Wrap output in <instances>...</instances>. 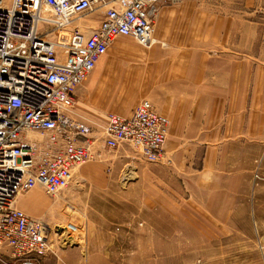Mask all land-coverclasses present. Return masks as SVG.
Masks as SVG:
<instances>
[{
	"label": "crops",
	"instance_id": "1",
	"mask_svg": "<svg viewBox=\"0 0 264 264\" xmlns=\"http://www.w3.org/2000/svg\"><path fill=\"white\" fill-rule=\"evenodd\" d=\"M10 1L0 0V5ZM233 4L255 12L264 9V0L160 4L154 19L157 42L142 51L130 37L116 39L75 88L72 116L101 141L107 114L128 117L139 101H149L169 121L164 150L171 158L156 164L173 169L181 192L207 190L199 207H212L217 217L234 221L247 217L248 225L254 222L264 231V210L257 208L264 199L257 186L264 176L256 178L257 148L264 153V142L257 138L264 111L256 112L257 103L264 104V64L250 57L256 54L254 34L251 46H242L249 26L232 12ZM71 31L58 36L67 39ZM196 152L203 153L201 160L194 158ZM157 180L164 192L151 193L152 199L161 208H174L176 194ZM203 183L206 188H200ZM242 184L247 191L240 190ZM19 196L16 206L27 211L32 205L20 202Z\"/></svg>",
	"mask_w": 264,
	"mask_h": 264
},
{
	"label": "built area",
	"instance_id": "2",
	"mask_svg": "<svg viewBox=\"0 0 264 264\" xmlns=\"http://www.w3.org/2000/svg\"><path fill=\"white\" fill-rule=\"evenodd\" d=\"M183 1L11 0L0 5V262L35 264L49 250V226L19 209L17 197L34 188L58 196L79 166L101 158L95 147L100 139L72 116L75 88L116 39L130 37L143 48L155 44L159 5ZM68 28L67 39L58 36ZM168 126V119L143 100L128 117L107 114L102 147L114 151L127 144L147 161L161 163Z\"/></svg>",
	"mask_w": 264,
	"mask_h": 264
},
{
	"label": "rangeland",
	"instance_id": "3",
	"mask_svg": "<svg viewBox=\"0 0 264 264\" xmlns=\"http://www.w3.org/2000/svg\"><path fill=\"white\" fill-rule=\"evenodd\" d=\"M231 10L249 26L242 46L250 47L254 34L256 54L250 57L256 64H264V9L255 12L233 4ZM263 111L264 104L257 103L256 112ZM262 128L257 138L264 142ZM95 145L101 158L76 169L71 184L60 195L49 196L40 189L19 196L20 202L32 205L23 209L26 214L43 219L50 228L49 250L35 264H264V231L257 224L248 225L244 216L235 221L217 217L212 207H199L207 190L181 192L176 174L170 173L173 169L147 161L127 144L114 151L104 149L100 140ZM202 154L193 153L200 160ZM169 156L162 162H169ZM87 165L97 167L84 168ZM263 165L264 153L257 148L256 178L264 176ZM157 179L176 194L174 208H161L152 199L151 193L163 191ZM257 186L263 195L264 183ZM247 188L240 185L241 191ZM257 208L264 210V199ZM71 224L77 228L69 232L76 243L63 245L61 236Z\"/></svg>",
	"mask_w": 264,
	"mask_h": 264
},
{
	"label": "bare ground",
	"instance_id": "4",
	"mask_svg": "<svg viewBox=\"0 0 264 264\" xmlns=\"http://www.w3.org/2000/svg\"><path fill=\"white\" fill-rule=\"evenodd\" d=\"M130 178V177H129ZM61 228L65 229L64 226H60ZM69 231L66 229L64 230L62 236H61V242L63 243V245L69 244V245H73L76 243V238L72 237L69 235Z\"/></svg>",
	"mask_w": 264,
	"mask_h": 264
}]
</instances>
